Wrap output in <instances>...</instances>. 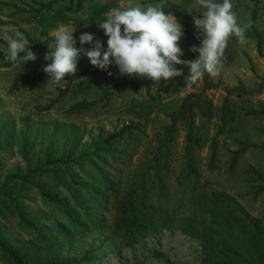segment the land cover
<instances>
[{
  "label": "rangeland",
  "instance_id": "1",
  "mask_svg": "<svg viewBox=\"0 0 264 264\" xmlns=\"http://www.w3.org/2000/svg\"><path fill=\"white\" fill-rule=\"evenodd\" d=\"M50 0H0V50L8 47L17 31H25L30 41H43L61 27L75 29L79 37L90 33L107 49L108 37L98 24L114 7L128 0H61L45 8ZM143 5L163 3L180 15L184 36L180 40L184 60H194L202 36L197 33L193 17L203 18L197 0H137ZM222 2V0H216ZM232 11L247 29V43L239 44L232 36L227 44L222 66L216 76L205 73L187 87L184 74L160 83L151 81L148 92L140 86L137 92L121 88L105 102L84 109L69 110L79 100L98 98L93 86L97 79L103 86L117 79L137 80L121 76L117 66L107 71L92 66L84 76L60 82L48 81L43 74L29 83L14 82L43 70L50 63L45 54L55 47L45 40V48L35 52L37 59L22 66H12L0 59V241L18 252L22 263L45 264L51 259L61 264H202L200 237L208 230L211 215L233 209V202L214 209L199 204L197 196L210 190L233 196L246 212L264 228V182L248 171L252 166L264 178V114H245L248 109L264 110V0H231ZM163 8V9H164ZM174 15V12L167 11ZM178 20V19H177ZM259 42V54L256 42ZM89 49L91 45L85 44ZM90 63L81 56L77 71ZM112 74L109 75L108 73ZM209 88L201 95L203 113L193 108V133L198 145L191 158L198 173L195 184L181 172L183 147L187 131V113L176 122L169 143L166 165L161 164V140L170 123L169 114L180 107L190 92H198L205 82ZM67 92L49 108L58 88ZM225 100V124L219 135L220 107ZM193 101L188 98L185 102ZM132 121L138 129L123 135L114 144L94 148L98 135L117 130ZM235 139L245 141L247 146ZM214 141V161L208 165L210 142ZM241 151L232 170H228L231 151ZM50 158L62 156L64 166L38 167L29 179L43 184L53 195V202L42 199L30 183L17 178L5 181L7 175L23 174L25 158L33 167ZM60 180L55 182L53 174ZM69 173L78 183L70 184ZM103 174V177H102ZM106 179V180H105ZM109 183V186L107 185ZM69 185L75 196L64 188ZM133 190V212L124 216L119 208L125 193ZM75 197L81 205L75 204ZM220 210V211H218ZM235 214V213H234ZM134 220V221H133ZM220 240L255 259L253 243L264 260V235L249 232H217ZM92 262V263H91ZM0 264H13L0 247Z\"/></svg>",
  "mask_w": 264,
  "mask_h": 264
},
{
  "label": "clouds",
  "instance_id": "2",
  "mask_svg": "<svg viewBox=\"0 0 264 264\" xmlns=\"http://www.w3.org/2000/svg\"><path fill=\"white\" fill-rule=\"evenodd\" d=\"M197 2L204 11L201 12L203 18L193 17L196 31L202 36L200 46L194 45L190 49L198 53L194 60L180 58L183 51L179 42L184 31L177 18L163 10L162 2L143 5L137 0H128L125 6L112 8L98 24L108 37L106 50L100 40L87 32L80 35L81 47L77 48L73 36L75 29L61 27L54 34L55 47L45 54L44 59L50 63L43 71L48 81L60 82L66 76L76 74L78 61L85 56L99 70L107 71L114 64L121 76H136L154 83L182 76L183 68L178 69L177 65H184L189 70L185 77L187 87L205 73L214 77L222 66L229 39L235 36L239 44H246L250 25L238 24L231 0ZM85 44L91 48H84ZM37 58L21 32L17 31L15 38L9 39L5 60L12 66H22Z\"/></svg>",
  "mask_w": 264,
  "mask_h": 264
},
{
  "label": "trees",
  "instance_id": "3",
  "mask_svg": "<svg viewBox=\"0 0 264 264\" xmlns=\"http://www.w3.org/2000/svg\"><path fill=\"white\" fill-rule=\"evenodd\" d=\"M57 1L61 0H50L48 3H46L44 6L45 8L49 9L51 4ZM80 5V0H76L75 8L78 9ZM165 12L172 11L174 12L176 18L178 21L180 20L179 13L172 7L169 9L164 8ZM181 22V21H180ZM24 35L26 36L25 31L22 30ZM45 40H50L53 44H55L54 36H47ZM45 40L43 41H29L30 43V49L33 52H37L39 50H42L45 48ZM77 47V46H76ZM80 48V47H77ZM256 50L259 54V42L257 40L256 42ZM7 52V47L5 50H0V59H4ZM23 55V53H21ZM182 59V58H181ZM184 60V59H182ZM90 68V64L88 63L86 67L80 71H77L75 75H68L65 77V80H67V83L70 82L73 78L84 76ZM46 74L43 70L35 73L34 75H29L23 79L16 80L14 82V86L29 83L31 80ZM94 86L100 91L101 95L97 99L94 100H79L76 101L74 104H72L69 107V110H78V109H84L92 106L93 104L97 102H105L112 94L118 92L119 86L122 84H127L130 89L135 93L138 91L140 86H143L146 90V93L148 92L149 84L151 83L150 79H144L139 78L137 80L132 79H118L113 84L107 87H103L99 81L94 80ZM210 85V82L205 79L204 84L202 85L201 89L198 92H190L184 97L182 103L180 104V107L177 111L171 112L169 114L170 117V123L166 127V132L161 140L160 146H162V154L161 156V164L163 166L166 165V159L169 156V143L173 139V133L175 132V126L176 122L179 119V115L181 113H187L188 116V122H187V131L185 133V141H184V147H183V157H184V166L182 169V173L185 177L189 178L193 184L197 182L198 179V173L196 170L195 165L193 164L191 153L193 150V147L198 145V138L193 133V108L196 107L199 112L203 113V109L201 105L199 104L200 98L202 93L205 89H208ZM68 90V86L66 85L63 88H58L57 94L55 97L51 98L48 103L44 107L38 106L37 108H49L52 106L53 103L57 102ZM192 98L193 101L185 102L188 100V98ZM220 124L215 132V136L219 135L222 131V128L225 124V115H226V106H225V100L222 102L220 107ZM245 114H264V110H255V109H248L244 112ZM138 129V124L133 123L132 121H127L126 123H123L117 130L112 131L104 136L98 135L96 140L93 143L94 148L99 147H107L112 144H114L116 141H118L123 135H130L132 131H135ZM237 143L242 144V146H247L248 143L245 141H241L238 139H235ZM210 151L208 156V165L211 166L214 161V141L212 140L210 142ZM241 151V148L238 150H234L230 152L229 160H228V167L227 169L230 171L233 169L239 152ZM23 158L25 159L26 164V170L23 174H14L7 175L5 178V181L11 179V178H17L23 183H30L38 192V194L42 197V199H47L48 201L53 202V195L45 190L43 184L31 181L29 179L30 177V171H33L34 169L38 167H51L53 165L55 166H64L66 164V161L63 160L62 156L51 159L49 152H46V158L43 163H36L33 167L31 166V163L25 158V155H23ZM248 171L252 172L256 175V178L259 180H262L264 182V178H262L259 173L252 167H248ZM69 182L70 184H77V176L69 173ZM103 177V174H102ZM53 178L55 179V182H58L60 180L59 175L57 173L53 174ZM104 178V177H103ZM106 180V179H105ZM107 185L109 186V183L107 182ZM64 188H66L72 196H75L74 193L70 190L69 185H64ZM134 191L129 190L125 193L124 200L122 201V204L119 208V214L124 216L127 211L132 214L134 206L132 202V196ZM78 198L75 197V204L81 205L80 201L77 200ZM197 199L199 200V204L202 206L204 203L210 204L212 208L217 209L220 204L227 203V202H233L234 207L233 209H229L218 216L217 214L211 215L210 217V225L208 230L204 231L202 236L200 237V254L202 259V264H264V260L261 259L260 255V249L257 248V244L253 243V246L256 248V253L258 257L255 259L248 257L247 255L243 254L239 250H237L235 247L231 246L229 243L222 241L217 237L219 233L217 232H231L236 230L238 233L243 232L246 230L250 233V235L254 237H260L264 235V228L261 227V225L257 222L256 219H254L252 216H250L246 210L243 208V206L236 201V199L231 196L228 193H224L222 191L217 190H210L209 192H202L199 193L197 196ZM220 211V210H218ZM235 213V214H234ZM134 221V220H133ZM0 247L3 251H5L7 257L11 259L13 264H25L22 263L20 256L18 252L11 250L10 248H7L1 241H0ZM92 263V262H91ZM45 264H61L55 259H51Z\"/></svg>",
  "mask_w": 264,
  "mask_h": 264
},
{
  "label": "crops",
  "instance_id": "4",
  "mask_svg": "<svg viewBox=\"0 0 264 264\" xmlns=\"http://www.w3.org/2000/svg\"><path fill=\"white\" fill-rule=\"evenodd\" d=\"M174 16H175V14H174ZM176 17V16H175ZM52 36H54V35H52ZM180 58H182V57H180ZM90 64V63H89ZM90 68H91V65H90ZM90 68H89V70H90ZM89 72V71H88ZM95 80H97V79H95ZM118 80V79H117ZM98 81V80H97ZM93 82H94V80H93ZM115 82V81H114ZM113 82V83H114ZM112 83V84H113ZM101 84V83H100ZM102 85V84H101ZM111 85V84H110ZM110 85H108V86H110ZM93 86H94V83H93ZM103 86V85H102ZM103 87H107V86H103ZM123 87H125V88H129L130 89V87L127 85V84H122L121 86H119V88H118V92L120 91V89L121 88H123ZM94 88L95 89H97L95 86H94ZM97 91L99 92V95H98V97H100V95H101V93H100V91L97 89ZM97 99V98H96ZM94 100V99H93Z\"/></svg>",
  "mask_w": 264,
  "mask_h": 264
}]
</instances>
